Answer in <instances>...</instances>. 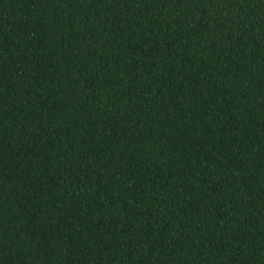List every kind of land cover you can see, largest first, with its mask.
Returning a JSON list of instances; mask_svg holds the SVG:
<instances>
[{"label": "trees", "instance_id": "1", "mask_svg": "<svg viewBox=\"0 0 264 264\" xmlns=\"http://www.w3.org/2000/svg\"><path fill=\"white\" fill-rule=\"evenodd\" d=\"M0 264H264V0H0Z\"/></svg>", "mask_w": 264, "mask_h": 264}]
</instances>
